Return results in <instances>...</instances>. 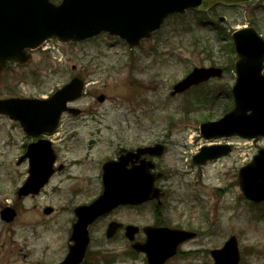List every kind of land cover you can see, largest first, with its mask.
<instances>
[{
    "label": "rangeland",
    "instance_id": "374dc122",
    "mask_svg": "<svg viewBox=\"0 0 264 264\" xmlns=\"http://www.w3.org/2000/svg\"><path fill=\"white\" fill-rule=\"evenodd\" d=\"M219 17L225 21L219 22ZM243 27H253L264 39V0L204 15L187 11L166 20L135 50L118 38L100 35L84 43L50 42L46 50L33 52L28 66L10 67L0 79V99L47 98L76 75L87 87L74 104L83 116L63 124L69 131L65 145L70 150H62L59 143L63 133L55 140L58 163L78 165L54 179L38 197L16 196L26 174L18 160L29 139L17 123L0 116V211L6 205L16 211L10 224L0 220V264L59 263L67 253L70 223L75 221L71 208L99 194L97 187L88 191L90 172L114 157L115 149L154 143L166 144L162 168L178 172L171 179V197L164 210L156 219L150 206L118 208L98 220L89 228L84 264H144L143 256L132 254L122 231L107 241L105 229L110 221L144 227L156 220L170 228L199 232L196 240L180 247L185 253L166 264H213L209 251L220 248L231 235L237 238L239 264H264V217L256 219L259 211L264 213V204L259 211L252 208L237 180L240 167L264 148V140H226L234 147L230 155L202 167L191 163L192 155L207 145L196 131L199 125L217 121L233 106L229 91L236 58L229 50L230 36ZM211 66L226 70L220 80L170 96L172 87L193 68ZM210 90L218 92L200 98L196 94ZM101 95L104 100L99 102ZM71 176L73 189H82L75 194L67 181ZM45 207L53 208V213L43 215ZM137 239L143 237L139 234Z\"/></svg>",
    "mask_w": 264,
    "mask_h": 264
},
{
    "label": "water",
    "instance_id": "95a60500",
    "mask_svg": "<svg viewBox=\"0 0 264 264\" xmlns=\"http://www.w3.org/2000/svg\"><path fill=\"white\" fill-rule=\"evenodd\" d=\"M248 1L61 0L59 5H55L51 0H0V74L6 69L7 63H29L30 57L26 55V50H35L47 40L75 43L107 33L109 37L125 40L129 48L133 49L157 32L171 15L182 14L187 9L207 12L216 5L233 7ZM232 42L237 56L234 63L236 80L231 90L234 107L219 121L202 124L200 130L206 139L238 135L256 140L264 137V40L253 28H243L232 34ZM221 75L220 69L195 68L174 86L171 95L183 93L192 86L211 78H220ZM82 86V82L76 78L47 100H0V114L19 121L27 135L51 132L64 111L75 113L67 109L66 104L81 96ZM99 101L102 102L103 97ZM47 145L44 142L33 145L32 152L37 154L38 149L44 151ZM230 151L229 146L205 147L194 158V162L204 164ZM161 152L160 149L158 154ZM34 154L30 155L32 168L36 169L34 177L32 175L19 190V196L37 194L42 186V178L50 174L48 167L53 161L51 153L45 159ZM113 170L116 172L110 175L117 181L114 184L107 183L103 195L94 204L75 211L78 221L72 231L74 246L69 248L67 257L60 264H79L82 261L89 243L88 226L99 217L118 205H141L153 199L159 200L158 190H155L143 168L140 173L137 171L130 176L120 175L119 167ZM129 178L132 179L131 187L122 184V179ZM238 180L246 199L257 204L264 201V149L258 152L249 165L240 169ZM133 187L137 190L133 191ZM45 213H50V210L46 209ZM15 215L13 210L6 209L1 217L11 222ZM119 227L111 223L106 237L111 238ZM137 232V228L127 227L125 235L132 241ZM144 233L146 241L132 245V249L144 253L148 264H164L176 255L181 243L194 236L168 228H145ZM210 255L214 264H238L236 239L231 237L221 249L211 251Z\"/></svg>",
    "mask_w": 264,
    "mask_h": 264
},
{
    "label": "flooded vegetation",
    "instance_id": "af4514ba",
    "mask_svg": "<svg viewBox=\"0 0 264 264\" xmlns=\"http://www.w3.org/2000/svg\"><path fill=\"white\" fill-rule=\"evenodd\" d=\"M82 116H83L82 111H80V113L75 117H73V115L68 114V113L63 114L59 127L52 134L47 135L48 139L51 142L50 146L52 148V153H53L52 154L53 156H51V158H52V160H54V162L51 166L53 173H52V176L49 178V182H48L49 185L54 179H56V178L59 179L62 174L67 173L68 170H70L71 168L76 167L78 165V162H75V161H71L69 163L65 162V165L58 163V161L60 159V155L58 154V148L57 147H58V144L61 143L63 145L62 150H65V151L70 150L69 147L65 145V142H66L68 134H69V131L63 130V127L65 125V120L66 119H76V118H80ZM65 127H67V126H65ZM69 129H70V127H69ZM59 132L63 133L64 137L62 139H59L61 141L59 143H57V141H55V140L58 137ZM39 139L40 138H36V139H32V140L29 139L27 145L25 146V150L23 153L24 154L23 156L25 157V159L23 160V165L25 166V169L27 172L29 169V158L27 155L28 144L35 143ZM163 145H164L163 147H164V155H165L167 148H166V144H163ZM138 148L139 147L129 148V149H126V148L115 149L116 155L114 157L107 158L100 165H98L97 169H93L92 170L93 172H90V175L88 176V185H87L88 191H90L92 188L97 187L98 191L100 192L102 190V186H103L102 176L104 174V172H103L104 164L107 162H110L111 163L110 166H112L113 164H115V162H117L119 160L120 157H124V160L122 163H123V167L125 168V170L122 171L123 173H128V171L131 170L132 168L134 169L133 170V173H134L137 168L140 170L142 160L150 161V163H152L154 165V169L150 170V172H149L150 178L153 177L152 179H155V186L161 190V192L164 194V199H166L170 194L169 189H171V186H170L171 179H172V177L177 175L178 172L177 171L173 172L172 170L166 171L165 169L162 168L161 162H162L164 156H161L159 158H154V157L145 156V155L144 156H138L136 154V150ZM127 153H129V155H127ZM66 155H68V154H66ZM49 160H50V158H49ZM65 161H67V160H65ZM107 172H109V169H107ZM67 181L68 182L70 181L69 187L71 188V193H73L75 190H79V191L82 190L80 188H74L73 189V183L75 182V180H74V178L72 179V176L69 177L67 179ZM133 181H135V180H133ZM61 182L62 181H60V183ZM138 182H140V181H138ZM150 205L153 209L152 211H155V213H156V208H155L156 202H152V203H150ZM196 233H197V231H196Z\"/></svg>",
    "mask_w": 264,
    "mask_h": 264
},
{
    "label": "trees",
    "instance_id": "16d2710c",
    "mask_svg": "<svg viewBox=\"0 0 264 264\" xmlns=\"http://www.w3.org/2000/svg\"><path fill=\"white\" fill-rule=\"evenodd\" d=\"M229 50H230L231 53H233L232 52V48H231V44H229Z\"/></svg>",
    "mask_w": 264,
    "mask_h": 264
},
{
    "label": "bare ground",
    "instance_id": "6f19581e",
    "mask_svg": "<svg viewBox=\"0 0 264 264\" xmlns=\"http://www.w3.org/2000/svg\"><path fill=\"white\" fill-rule=\"evenodd\" d=\"M209 145H211V143H209Z\"/></svg>",
    "mask_w": 264,
    "mask_h": 264
}]
</instances>
